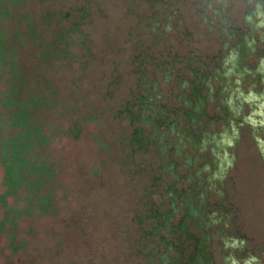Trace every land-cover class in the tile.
<instances>
[{
	"label": "rangeland",
	"instance_id": "rangeland-1",
	"mask_svg": "<svg viewBox=\"0 0 264 264\" xmlns=\"http://www.w3.org/2000/svg\"><path fill=\"white\" fill-rule=\"evenodd\" d=\"M19 10L43 48L59 31L86 42L47 63L57 104L43 149L55 172L43 188L54 210L0 228V264H264V0ZM39 49L24 48L23 62ZM2 175L0 165V196Z\"/></svg>",
	"mask_w": 264,
	"mask_h": 264
},
{
	"label": "trees",
	"instance_id": "trees-1",
	"mask_svg": "<svg viewBox=\"0 0 264 264\" xmlns=\"http://www.w3.org/2000/svg\"><path fill=\"white\" fill-rule=\"evenodd\" d=\"M26 1L35 4L40 2V0H0V84L2 85L0 86L2 88L0 89V165L3 167L2 183L5 185L0 196V202L5 209L0 228L3 229L8 223L11 230L21 216H29L34 210L39 214L54 210L52 193L43 188L46 180L51 179L55 172L53 165L48 162L50 156L44 154L43 149L49 140V137L43 133L44 128L49 126L44 116L47 111L55 110L57 104L56 90L50 86L51 82L48 78L52 66H48L47 63L51 60L50 56L66 55L68 47L84 48L86 42L84 36L75 40L59 31L53 35L46 48H43V39L47 37L35 32L36 27L32 18L27 13L21 15L22 11L19 10ZM66 14L58 15V21L66 17ZM24 22L26 26L19 28ZM60 42L64 43V48L57 49L56 46ZM39 47L41 49L31 66L23 62L21 58L24 48L34 53ZM85 49L88 51L87 47ZM86 65L85 61L81 69ZM144 79L145 77L142 76L136 82L135 88L142 87L141 82ZM117 81L114 80L115 83ZM148 101L149 99L144 95H137L134 103L143 105L150 103ZM58 106H60L59 102ZM127 109L126 107L125 110ZM181 114L191 115L188 112L178 115ZM94 117L92 116V119ZM130 118L140 119L132 115ZM132 133L131 141L136 139L137 132L134 130ZM22 192L25 195L20 197ZM8 196H14L15 201L21 199L24 204L15 209L11 206L7 207L4 197ZM8 212L14 213V216H9ZM169 219L170 216H167L163 220ZM157 226L160 224H153L152 229ZM13 234L11 232V236ZM161 257L158 259L159 262H162ZM152 261L150 260L149 264Z\"/></svg>",
	"mask_w": 264,
	"mask_h": 264
}]
</instances>
